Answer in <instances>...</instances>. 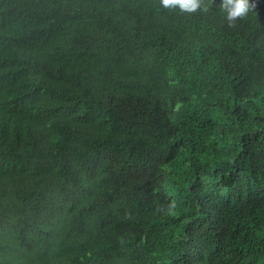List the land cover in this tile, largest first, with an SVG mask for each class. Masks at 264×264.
I'll return each mask as SVG.
<instances>
[{
	"label": "trees",
	"instance_id": "16d2710c",
	"mask_svg": "<svg viewBox=\"0 0 264 264\" xmlns=\"http://www.w3.org/2000/svg\"><path fill=\"white\" fill-rule=\"evenodd\" d=\"M0 0V264H264V0Z\"/></svg>",
	"mask_w": 264,
	"mask_h": 264
},
{
	"label": "clouds",
	"instance_id": "9594fccd",
	"mask_svg": "<svg viewBox=\"0 0 264 264\" xmlns=\"http://www.w3.org/2000/svg\"><path fill=\"white\" fill-rule=\"evenodd\" d=\"M161 4L165 8H179L181 11L189 13L195 12L201 8L208 10V5L204 0H161ZM255 6V0H222L221 9L226 13L229 22H235L236 18L246 17Z\"/></svg>",
	"mask_w": 264,
	"mask_h": 264
}]
</instances>
